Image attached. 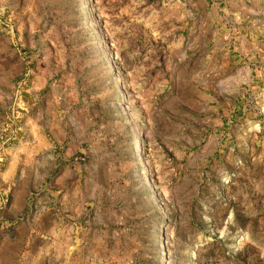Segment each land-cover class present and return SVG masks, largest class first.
Returning a JSON list of instances; mask_svg holds the SVG:
<instances>
[{"label": "rangeland", "instance_id": "obj_1", "mask_svg": "<svg viewBox=\"0 0 264 264\" xmlns=\"http://www.w3.org/2000/svg\"><path fill=\"white\" fill-rule=\"evenodd\" d=\"M191 23L0 0V264H264V98L214 115Z\"/></svg>", "mask_w": 264, "mask_h": 264}, {"label": "crops", "instance_id": "obj_2", "mask_svg": "<svg viewBox=\"0 0 264 264\" xmlns=\"http://www.w3.org/2000/svg\"><path fill=\"white\" fill-rule=\"evenodd\" d=\"M186 6L193 49L204 54L197 77L215 86L205 90L211 111L221 119L246 115L257 89L264 98V0H186Z\"/></svg>", "mask_w": 264, "mask_h": 264}]
</instances>
